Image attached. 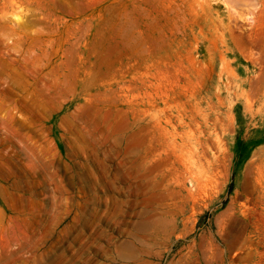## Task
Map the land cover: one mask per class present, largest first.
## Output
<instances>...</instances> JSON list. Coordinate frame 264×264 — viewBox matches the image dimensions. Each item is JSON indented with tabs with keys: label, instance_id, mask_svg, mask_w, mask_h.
Wrapping results in <instances>:
<instances>
[{
	"label": "rangeland",
	"instance_id": "rangeland-1",
	"mask_svg": "<svg viewBox=\"0 0 264 264\" xmlns=\"http://www.w3.org/2000/svg\"><path fill=\"white\" fill-rule=\"evenodd\" d=\"M0 264H264V0H0Z\"/></svg>",
	"mask_w": 264,
	"mask_h": 264
}]
</instances>
